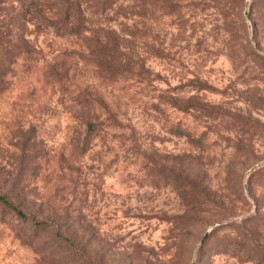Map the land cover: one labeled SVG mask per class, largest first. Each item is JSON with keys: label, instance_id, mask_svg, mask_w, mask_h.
Returning a JSON list of instances; mask_svg holds the SVG:
<instances>
[{"label": "rangeland", "instance_id": "1", "mask_svg": "<svg viewBox=\"0 0 264 264\" xmlns=\"http://www.w3.org/2000/svg\"><path fill=\"white\" fill-rule=\"evenodd\" d=\"M247 3L84 0L89 30L62 37L0 0L6 42L31 49L0 94V195L28 217L0 202V264H264V0Z\"/></svg>", "mask_w": 264, "mask_h": 264}, {"label": "trees", "instance_id": "2", "mask_svg": "<svg viewBox=\"0 0 264 264\" xmlns=\"http://www.w3.org/2000/svg\"><path fill=\"white\" fill-rule=\"evenodd\" d=\"M95 2L96 12L106 14L116 0H93ZM84 0H30V4H33L42 9L41 14L44 19L49 22V18L45 16V11L48 10L53 14V21L49 23L54 26L59 36H83L88 29L87 23L88 19L86 18L85 12L83 11L82 5ZM142 10L149 8L150 0H142ZM175 10L177 5L172 6ZM127 32L131 37H144L145 33L137 28H128ZM94 39L101 44V47L97 49V54H102L100 58V66L103 68V62L107 65L108 68H111L113 61L110 60L112 52L115 53L118 48H109V43H115L118 45L122 41L119 36L110 31H100L96 33ZM4 34L1 32L0 28V94L7 89V83L5 80L8 76V71L11 70V65L17 62V58H21L27 55H30L31 49L28 48V44L25 41H22L24 45L22 47L19 44H11L6 42ZM116 49V50H115ZM120 53V51H118ZM104 54V55H103ZM96 55V53H94ZM121 72H127L125 66H123ZM10 68V69H9ZM169 102L173 107L184 110L185 107L180 103L178 97L171 96L169 97ZM96 126L94 123H89V131L96 132ZM173 133L179 137H189V133L182 130L180 127L173 129ZM200 143V140L195 141ZM264 168V167H263ZM262 169V168H261ZM260 170V169H259ZM258 170V171H259ZM0 202L13 211L18 217L22 219H27L22 211H20L12 202L6 197L0 195Z\"/></svg>", "mask_w": 264, "mask_h": 264}, {"label": "water", "instance_id": "3", "mask_svg": "<svg viewBox=\"0 0 264 264\" xmlns=\"http://www.w3.org/2000/svg\"><path fill=\"white\" fill-rule=\"evenodd\" d=\"M250 2H251V0H248L247 7H249ZM263 166H264V162L261 163V164H258V165H256V166H254V167L250 170L249 174H253V173L257 172V171H258L259 169H261ZM211 230H212V229H211ZM211 230H210L208 233H206L205 237L203 238V240H202V242H201V246H203L204 243L206 242V240L209 238Z\"/></svg>", "mask_w": 264, "mask_h": 264}]
</instances>
